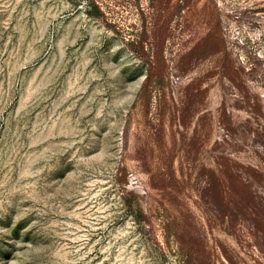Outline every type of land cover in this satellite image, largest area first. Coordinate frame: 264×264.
<instances>
[{"label": "rangeland", "instance_id": "obj_1", "mask_svg": "<svg viewBox=\"0 0 264 264\" xmlns=\"http://www.w3.org/2000/svg\"><path fill=\"white\" fill-rule=\"evenodd\" d=\"M0 264H264V0H0Z\"/></svg>", "mask_w": 264, "mask_h": 264}, {"label": "trees", "instance_id": "obj_2", "mask_svg": "<svg viewBox=\"0 0 264 264\" xmlns=\"http://www.w3.org/2000/svg\"><path fill=\"white\" fill-rule=\"evenodd\" d=\"M134 48L136 49V51L141 52L142 54H144V46L143 43H141L139 46H134Z\"/></svg>", "mask_w": 264, "mask_h": 264}]
</instances>
